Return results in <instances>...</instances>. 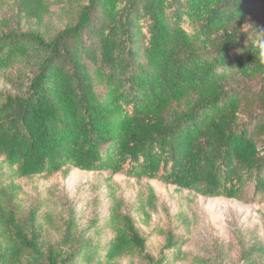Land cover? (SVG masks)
<instances>
[{
    "label": "trees",
    "instance_id": "obj_1",
    "mask_svg": "<svg viewBox=\"0 0 264 264\" xmlns=\"http://www.w3.org/2000/svg\"><path fill=\"white\" fill-rule=\"evenodd\" d=\"M15 1L38 27L68 15L51 35L0 36V72L37 62L23 92L0 100V156L15 174L73 167L206 197L264 195V0ZM11 192L0 187V264H168L116 211L108 239L44 256Z\"/></svg>",
    "mask_w": 264,
    "mask_h": 264
},
{
    "label": "rangeland",
    "instance_id": "obj_2",
    "mask_svg": "<svg viewBox=\"0 0 264 264\" xmlns=\"http://www.w3.org/2000/svg\"><path fill=\"white\" fill-rule=\"evenodd\" d=\"M68 15L38 27L15 0H0V36L10 31L54 34ZM36 59L0 72V100L23 92ZM0 187L12 192L16 223L41 244L44 256H67L82 244L106 240L112 213L130 216L146 238L147 252L168 264H264V195L256 200L206 197L156 179L73 167L53 174L19 176L0 156ZM118 264H146L125 258ZM44 264H47L46 262Z\"/></svg>",
    "mask_w": 264,
    "mask_h": 264
},
{
    "label": "clouds",
    "instance_id": "obj_3",
    "mask_svg": "<svg viewBox=\"0 0 264 264\" xmlns=\"http://www.w3.org/2000/svg\"><path fill=\"white\" fill-rule=\"evenodd\" d=\"M255 32H256L258 38H259L261 41H264V29H258L257 27H255ZM259 56H260L261 60L264 61V49H262V50L259 52Z\"/></svg>",
    "mask_w": 264,
    "mask_h": 264
}]
</instances>
